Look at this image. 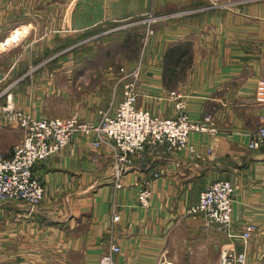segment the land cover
Here are the masks:
<instances>
[{"label":"crops","instance_id":"obj_1","mask_svg":"<svg viewBox=\"0 0 264 264\" xmlns=\"http://www.w3.org/2000/svg\"><path fill=\"white\" fill-rule=\"evenodd\" d=\"M117 2L131 5L116 13L115 5L108 4ZM207 2L85 0L76 14L64 11L65 24L85 34L103 22L151 8L163 13L166 17L154 42L157 53L139 80L138 106L174 117L175 91L186 99L193 120L210 116L217 131L192 132L189 143L195 153H168L148 144L131 157L121 188L115 185L112 158L94 149L88 137L73 138L36 164V175L45 186L38 207L0 204L3 251H8L14 236L20 244L16 255L34 260L33 264H98L112 242L121 246L116 264H157L163 253L175 264H220L224 250L245 252L244 264H264V145H249L264 125V104L255 97L257 81L264 77V0H237L229 9L206 6ZM182 8L195 9L170 16ZM8 29L0 26V35L9 34ZM173 46L177 54L171 64L167 53ZM2 92L0 105L7 102ZM21 95L14 93V107L31 110L37 96L28 95L26 102ZM114 102L107 104L113 103L112 111ZM98 111L88 115L98 118ZM22 131L0 125V150L5 155H12L24 137ZM221 179L236 186L232 232L241 234L248 224L257 227L247 243L203 214L190 212L206 185ZM143 185L153 192L148 207L138 202ZM115 211L121 216L116 223Z\"/></svg>","mask_w":264,"mask_h":264},{"label":"rangeland","instance_id":"obj_2","mask_svg":"<svg viewBox=\"0 0 264 264\" xmlns=\"http://www.w3.org/2000/svg\"><path fill=\"white\" fill-rule=\"evenodd\" d=\"M84 1L0 0V26L9 28V34L0 35V65H2L0 66V83H2L0 92L6 90L2 93L6 95L5 99H7L6 103L0 105V125L7 129L18 127L23 130L24 135L23 139L14 145L13 150L17 145L22 143L27 132L23 126L6 119L2 108L8 104H13L12 98L14 93L18 91L22 94L20 97L26 102L28 95L33 94L37 96V99L30 103L31 110H27L24 107L17 108L18 105L16 107V109L36 118L50 117L65 119L66 117L64 116H68V118L78 116L83 120L98 122L102 118L103 112L109 111L113 114L118 110L120 104L126 99L125 91L128 84L134 85L137 93V107L139 109H148L138 106V98L140 95L139 80L146 69L147 61L155 57L154 42L161 28L163 18L166 16L151 8L134 16L111 20L106 23L103 22V24L96 26L98 29H94L90 33L85 34V32L79 29H70L67 21L65 24L63 15L64 11H69L70 9H72L73 14H76L80 6L85 4ZM236 1L208 0L206 6H218L229 9L234 7ZM121 4H124V6H121ZM137 4L141 6L143 2H137ZM103 5L106 9L107 4L104 3ZM108 5H115L116 13H120L123 8L127 9L131 4L117 2V4L109 3ZM138 8L140 9V7ZM196 8L199 9V7ZM194 9L182 8L170 16L174 15L173 17H176L180 13L186 14ZM176 54L177 48L174 46L169 47L167 58L171 61V64H174L172 60L176 58ZM14 70L15 74L13 77ZM261 78L264 77H260L259 79ZM19 81L20 83L16 87L15 85ZM258 81L255 90L256 99H258ZM171 96L174 98L175 109L177 110V114L174 116L176 117L180 114V110L177 108L178 102L186 101V99L175 91L171 93ZM40 98H42V102L37 101ZM111 101H115V104L117 103V106H114V111H112L113 103L107 106ZM258 102L264 104V101ZM102 106L105 107L101 108ZM73 108L76 109L72 113ZM97 111L99 112L98 118H93L88 115L90 112L97 113ZM187 114L192 119L188 111ZM158 116L163 118L161 115ZM205 118L201 122H205ZM216 131L217 128L215 126ZM149 140L153 141V138ZM148 144L155 145L153 142L147 143L142 150L135 152L132 156H137L145 151ZM189 145L191 146L192 144L189 143ZM157 146L163 148V145L157 144ZM94 149L100 150L96 147ZM163 149L168 153H176L182 150H189L191 153H195L190 148L179 150L177 148L168 149L164 147ZM100 151L102 152V150ZM105 153L110 158H113L115 155V152L112 150L110 152L105 151ZM12 155L5 156L12 157ZM111 160L110 165L112 173H114L115 159ZM130 163L131 160L126 163V167H129ZM121 187H123V184ZM139 193L138 202L143 206L139 201ZM4 203L15 206L27 204L32 207L26 201L16 198L0 199V204ZM116 213L118 212L115 211L114 216ZM114 216L113 221L116 223L118 221L114 220ZM8 231L10 232L11 230ZM12 238L9 240L16 241L14 236ZM15 241L10 242L8 251H3L6 243L3 241L0 242V264H24L25 262L27 264H33L34 260L16 255L20 250L18 248L20 244ZM115 255L114 260L116 264ZM101 258L98 264H100Z\"/></svg>","mask_w":264,"mask_h":264},{"label":"built area","instance_id":"obj_3","mask_svg":"<svg viewBox=\"0 0 264 264\" xmlns=\"http://www.w3.org/2000/svg\"><path fill=\"white\" fill-rule=\"evenodd\" d=\"M220 1V0H216ZM229 1V0H228ZM125 100L118 110L111 114L102 113L100 121H87L73 116L71 118H36L8 104L2 108L4 116L26 129V136L20 145L13 150L12 157H7L0 151V199H21L35 208L45 196L43 180L35 173L36 164L55 154L67 145L73 138L81 135L90 139L91 144L102 151L115 152L114 177L118 188L122 186V178L129 167L135 152L142 150L147 143L163 148L188 149L195 151L189 145L192 131L215 132L212 118L207 116L205 122L190 119L187 114L185 100L179 101L177 108L180 114L174 118H162L149 109L137 107V93L134 85L128 84ZM257 100L264 101V78L258 81ZM1 113V108H0ZM153 138V141L149 140ZM264 145V125L253 135L250 146L258 148ZM152 189L143 185L139 201L143 206H149L152 199ZM236 186L229 180H217L209 183L201 191L198 203L190 208V212L203 214L209 222L216 223L231 236L241 237L245 243L256 231L255 224H248L241 234L233 230V202ZM121 218L116 213L114 220ZM121 250L118 242L110 244L102 255L100 264H115L114 255ZM245 252L234 254L224 250L220 264H244ZM157 264H175L166 253L159 258Z\"/></svg>","mask_w":264,"mask_h":264},{"label":"trees","instance_id":"obj_4","mask_svg":"<svg viewBox=\"0 0 264 264\" xmlns=\"http://www.w3.org/2000/svg\"><path fill=\"white\" fill-rule=\"evenodd\" d=\"M176 60V59H175ZM174 62V60H172Z\"/></svg>","mask_w":264,"mask_h":264}]
</instances>
